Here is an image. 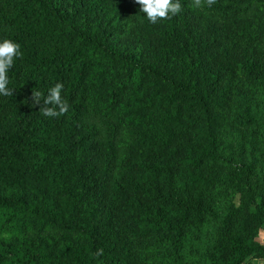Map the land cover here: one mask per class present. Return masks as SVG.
Wrapping results in <instances>:
<instances>
[{
  "label": "trees",
  "instance_id": "1",
  "mask_svg": "<svg viewBox=\"0 0 264 264\" xmlns=\"http://www.w3.org/2000/svg\"><path fill=\"white\" fill-rule=\"evenodd\" d=\"M180 3L0 0V264L264 261V0Z\"/></svg>",
  "mask_w": 264,
  "mask_h": 264
},
{
  "label": "clouds",
  "instance_id": "2",
  "mask_svg": "<svg viewBox=\"0 0 264 264\" xmlns=\"http://www.w3.org/2000/svg\"><path fill=\"white\" fill-rule=\"evenodd\" d=\"M141 6V12L146 14L149 22L155 24L158 20L170 19L181 11L180 0H135ZM196 7H200L202 0H193ZM216 0H206L210 7ZM22 57L20 45L10 39H4L0 42V95L11 96L13 94L7 85L9 83L8 70L13 66L14 59ZM62 83H57L49 89L48 95L43 97V105L40 107V112L46 117H58L68 112L69 103L62 98L61 92L63 89ZM42 93L33 91L32 106L41 104ZM264 236V233H262ZM103 255V249H99L94 256Z\"/></svg>",
  "mask_w": 264,
  "mask_h": 264
},
{
  "label": "rangeland",
  "instance_id": "3",
  "mask_svg": "<svg viewBox=\"0 0 264 264\" xmlns=\"http://www.w3.org/2000/svg\"><path fill=\"white\" fill-rule=\"evenodd\" d=\"M262 233H264V230H262L260 233H259V236L258 238L263 241L264 240V236H262ZM257 238V240L259 241V239ZM260 242V241H259ZM262 243V242H261ZM252 264H264V261L263 260H253L251 261Z\"/></svg>",
  "mask_w": 264,
  "mask_h": 264
},
{
  "label": "crops",
  "instance_id": "4",
  "mask_svg": "<svg viewBox=\"0 0 264 264\" xmlns=\"http://www.w3.org/2000/svg\"><path fill=\"white\" fill-rule=\"evenodd\" d=\"M260 232H261V231H260ZM258 239H259V238H258ZM259 241H260V243L262 242L261 244H263V245H264V240H263V241H261V240L259 239ZM259 241H258V242H259Z\"/></svg>",
  "mask_w": 264,
  "mask_h": 264
}]
</instances>
